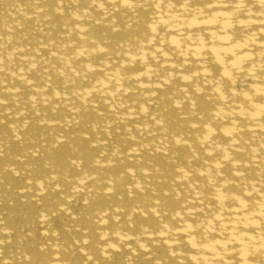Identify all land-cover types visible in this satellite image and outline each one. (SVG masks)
Listing matches in <instances>:
<instances>
[{"label":"bare ground","instance_id":"6f19581e","mask_svg":"<svg viewBox=\"0 0 264 264\" xmlns=\"http://www.w3.org/2000/svg\"><path fill=\"white\" fill-rule=\"evenodd\" d=\"M0 264H264V0H0Z\"/></svg>","mask_w":264,"mask_h":264}]
</instances>
